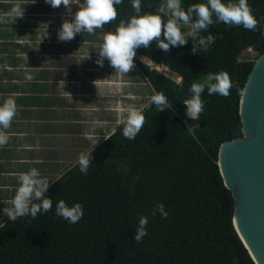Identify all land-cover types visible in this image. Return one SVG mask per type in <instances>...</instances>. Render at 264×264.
<instances>
[{
    "label": "trees",
    "instance_id": "trees-1",
    "mask_svg": "<svg viewBox=\"0 0 264 264\" xmlns=\"http://www.w3.org/2000/svg\"><path fill=\"white\" fill-rule=\"evenodd\" d=\"M206 2L182 0V7ZM229 2L238 0H222L225 5ZM160 3L141 0V14H158ZM248 4L264 26V0H248ZM115 7L116 20L103 26L107 32L136 15L131 0ZM168 18L162 16L165 22ZM163 31L160 39H165ZM208 34L215 43L206 53L202 48L193 53L195 42L190 36L185 45L170 46L168 53L156 40L136 50L182 80L134 60L171 108L158 112L148 104L140 111L145 123L135 140L122 136L123 126L90 153L87 175L78 163L47 190L51 211L34 219L9 220L1 227L0 264H256L234 226L235 199L218 159L225 142L244 136L239 92L245 90L256 61L240 58L249 49L258 58L264 54V32L214 23L201 33ZM210 71L229 74L230 96H209L205 90L204 112L193 121L184 101L192 98L191 84ZM189 125L195 136L187 132ZM61 200L68 206H83L78 223L69 224L55 214ZM158 203L164 204L167 218L151 215ZM141 216L148 217V234L137 243L133 237Z\"/></svg>",
    "mask_w": 264,
    "mask_h": 264
},
{
    "label": "crops",
    "instance_id": "crops-1",
    "mask_svg": "<svg viewBox=\"0 0 264 264\" xmlns=\"http://www.w3.org/2000/svg\"><path fill=\"white\" fill-rule=\"evenodd\" d=\"M16 4L25 9V14L11 23L9 13ZM77 8L75 4L70 9L63 5L53 8L45 0H0V20L5 21L0 23V57L7 56L5 68L13 75L0 79V106L7 99L16 105L10 127H0L8 137L7 144L0 147V228L9 221L3 209L10 206L20 187V174L37 169L39 178L49 180V189L78 164L79 151L97 150L107 140L95 143L98 137H110L120 130L124 125L117 120L125 119L129 108L140 112L154 95L137 64L148 88L141 87L138 79L122 80L125 74L115 73L111 66L104 68L111 73L105 76L99 65L86 62L77 77L69 68L55 63L71 48H77L79 58L85 61L96 56L99 59V55L87 52L92 48L89 41H78L79 34L69 42L58 39L56 30L65 20L73 19ZM46 24L50 25L49 32H44ZM92 37L100 38L97 33ZM83 68L99 74L86 79ZM27 75L33 78L28 80ZM114 103L118 108L112 107Z\"/></svg>",
    "mask_w": 264,
    "mask_h": 264
},
{
    "label": "clouds",
    "instance_id": "clouds-1",
    "mask_svg": "<svg viewBox=\"0 0 264 264\" xmlns=\"http://www.w3.org/2000/svg\"><path fill=\"white\" fill-rule=\"evenodd\" d=\"M45 3L53 8L63 5L66 9H70L73 4L78 6L79 10L74 13L73 19L65 20L58 32V39L61 42H69L75 38L76 34L82 32L93 34L97 29L102 30L105 24L115 21L118 15L115 5L123 3V0H45ZM131 7L136 15H133L128 21H120L115 31L105 32L103 42L95 46L99 55L96 63L103 67L106 58L115 73L119 74H127L133 70L136 50L141 46L148 48L153 40L158 41L157 46L165 53H168L170 46L185 45L187 38L182 26L190 28L187 36H190L195 42L193 53L197 48H202L206 53L215 43V37L212 34L201 35V33L207 32L209 26L214 23H223L229 27L242 26L245 30L264 32V26L253 16L248 0L229 2L227 5L222 3V0H207L206 3L192 4L186 10L182 7V0H161L157 8L158 14L143 15L141 14V0H131ZM24 14L25 9L20 4L14 5L9 13L12 18L11 23L17 18L22 19ZM162 16L169 18L165 22L162 20ZM4 22L0 20V23ZM162 28L165 39H160ZM26 78L31 80L33 77L27 75ZM94 83L96 84V81ZM232 86L227 72H208L202 81L193 82L189 88L193 95L191 99L184 101L187 105V115L193 121L199 119V115L204 112V103L201 97L205 90L209 96L219 95L227 98L230 96ZM245 92L246 89L240 90L239 94L244 96ZM152 105H155L158 112L171 108V104L163 93L150 97L149 107ZM15 115V102L12 99H7L0 106V127L9 128ZM119 123L124 125L122 136L130 141L135 140L145 123V116L137 109L129 108L127 117ZM187 132L195 136V128L192 125L188 126ZM104 138L109 139L106 135ZM7 142L8 137L0 132V147L6 145ZM78 163L80 172L87 175L91 166L90 154L81 153ZM39 177L40 173L35 168L19 175L20 187L10 201V206L3 209L4 216L12 222L26 216H31L34 219L38 214H45L52 210V200L45 198L49 180ZM33 199L40 203H30ZM158 213L167 218L168 212L165 210L164 204L158 203L152 208L151 215L155 216ZM55 214L69 224H76L83 218L84 211L80 203L68 206L65 201L61 200L56 204ZM147 224L148 217L141 216L133 237L137 243L142 242L148 234Z\"/></svg>",
    "mask_w": 264,
    "mask_h": 264
},
{
    "label": "water",
    "instance_id": "water-1",
    "mask_svg": "<svg viewBox=\"0 0 264 264\" xmlns=\"http://www.w3.org/2000/svg\"><path fill=\"white\" fill-rule=\"evenodd\" d=\"M245 89L244 136L221 146L218 165L235 199L234 226L254 262L264 264V54Z\"/></svg>",
    "mask_w": 264,
    "mask_h": 264
},
{
    "label": "rangeland",
    "instance_id": "rangeland-1",
    "mask_svg": "<svg viewBox=\"0 0 264 264\" xmlns=\"http://www.w3.org/2000/svg\"><path fill=\"white\" fill-rule=\"evenodd\" d=\"M77 10H79V9L77 8ZM46 25H47V26L45 27V31H44V32H49V31H47V30L50 29V25H49V24H46ZM57 25H58V24H57ZM60 25H61V24H60ZM183 27H184V26H182V28H183ZM60 28H61V27H60ZM60 28H59V29H60ZM185 28H187L186 31H185V34H186V36H187V32L190 31V28H188L187 26H186ZM59 29H57L56 31H59ZM105 32H106V31H105L104 29H102V30L97 29V31L95 32V33L99 34V37H100L102 40H101L100 38H98V40H96V38L92 37L93 34H89V33H87V32H82V33H79V35H81V36L78 37V41H79V39H80V42H82V41H89V43L92 45V48H90L91 50H90V51H87V52H88V53H89V52H93V54H91V53H89V54L95 56V55H98V49H97L95 46L103 42V36H104V33H105ZM83 34H84V35H83ZM82 35H83V36H82ZM74 39H76V37H75ZM65 45H66L65 43L62 44V46H65ZM78 48H79V47H78ZM81 48H84V47H81ZM76 49H77V48H71V49H69L68 52H66L67 54H65L64 56H61V58L59 57V58L55 61V63H58V64H59L60 66H62V67H65V68L67 67V68H69L70 71H71V75H72V76L74 75V76H77V77H78V72H77L78 69H79L81 66H82V67H83V66H86V65H87L86 62H90L91 65H98V64L96 63V61H97V60H96L97 56L95 57V60H90V59H89V60L85 61V60H83L82 58H79V53L76 51ZM5 57H7V56H2V57H0V58H1V64H2L1 67H0V79H1V80H2L3 78H4V79H5V78H8L9 76H8L7 74L11 75V72L8 71V70L5 68V64H6V62H5ZM136 59L145 62L146 64H148V65L150 66L151 69H158L159 71L165 73L166 75H168V76H170L171 78L177 80L178 82H181V80L178 79L177 75H175L174 73H172L169 69L165 68L163 65H157V64H154V63H152L151 61H149L148 59H146V58H144V57H141V56H139V55H136V56L134 57V60H136ZM240 60H241V61H257V60H258V54H257L255 51H253L252 49H249V50L245 51V52L242 54ZM134 65H136L135 61H134ZM101 68H102L101 71H102L103 75L107 76V74H111V73H107V70H104V68H106V69H110V63H109L108 60H104L103 67H101ZM83 69H85V68H83ZM137 69H138V68L135 66L133 70H131L129 73L125 74L124 77H122V80H132V81H133V79H138V80L140 81V82H139V83H140L139 85H140L141 87L148 88V83H147V81H146L144 75L141 74ZM98 72H99V71H98ZM98 74H99V73H97V74H96V73H93V72L91 73L90 71H88V69H85V71H84V78H86V79H88V78H89V79H94V78L97 77ZM11 76H13V75H11ZM11 76H10V77H11ZM14 77H16V75H15ZM87 77H88V78H87ZM136 84L138 85V83H136ZM149 92L155 94L154 89H153L152 87H150ZM149 92H147V93H149ZM143 93L146 94V91H143ZM149 99H150V98H148V99L146 100V103L149 102ZM146 103H143V106H144ZM115 105H117V103H114L112 107H114V108H118V106H115ZM123 105H125V104H123ZM187 116H188V115H187ZM188 117H189V116H188ZM114 120H117V119L114 118ZM122 120H123V119H122ZM120 121H121V120H120ZM120 121L117 120V122H120ZM104 137H105V136L98 137L95 143L103 142V140L105 139ZM91 149H92V148H91ZM90 152H92V150H90V149H87V150L82 149L81 151L78 152V158H79V155H80L81 153L89 154ZM70 159H73V158H70ZM68 161H69V160H68ZM67 168H69V167L64 168V170H66Z\"/></svg>",
    "mask_w": 264,
    "mask_h": 264
}]
</instances>
